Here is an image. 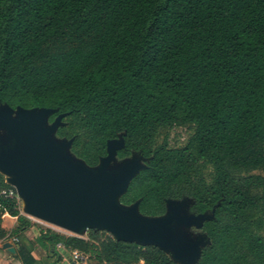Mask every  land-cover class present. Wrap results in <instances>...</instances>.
<instances>
[{
    "label": "trees",
    "instance_id": "16d2710c",
    "mask_svg": "<svg viewBox=\"0 0 264 264\" xmlns=\"http://www.w3.org/2000/svg\"><path fill=\"white\" fill-rule=\"evenodd\" d=\"M0 103L65 112L56 134L89 165L122 133L117 156L149 161L121 202L160 215L166 198L192 197L195 213L215 207L196 264H264V0H0ZM180 126L189 136L170 145ZM33 225L0 197V241L17 239L0 256L35 264L37 245L61 244L86 264H178L104 231L37 225L31 239Z\"/></svg>",
    "mask_w": 264,
    "mask_h": 264
},
{
    "label": "water",
    "instance_id": "95a60500",
    "mask_svg": "<svg viewBox=\"0 0 264 264\" xmlns=\"http://www.w3.org/2000/svg\"><path fill=\"white\" fill-rule=\"evenodd\" d=\"M56 111L0 103V173L16 189L23 213L77 236L104 231L119 241L156 246L178 264H196L210 237L192 229H202L215 207L195 213L190 209L193 198L183 196L166 198L162 214L145 215L140 199L124 204L120 197L149 157L132 151L119 158L124 138L118 133L106 141V154L98 163L89 165L72 153L73 137L56 134L66 115L49 120ZM2 248L15 252L10 240ZM51 264L76 262L62 251Z\"/></svg>",
    "mask_w": 264,
    "mask_h": 264
},
{
    "label": "rangeland",
    "instance_id": "374dc122",
    "mask_svg": "<svg viewBox=\"0 0 264 264\" xmlns=\"http://www.w3.org/2000/svg\"><path fill=\"white\" fill-rule=\"evenodd\" d=\"M188 136H189V130L186 127H182V126H180V127H173L171 129V131H170L169 143H170V145H173V146L181 145V144H183L186 141V139H187ZM8 216L10 217V215H8V214L5 213V217H8ZM12 218L15 219V217H12ZM30 219H31V221H32V223L34 225L32 227H30V229L27 232L29 238L30 237H35L34 236L35 233L38 235L37 225L44 226V227H48V226L51 227V224H48V223L43 222L41 220H38L36 218H30ZM12 221L13 220L10 219V220H8V223H11ZM2 222H3V220H2ZM7 227H10V226H7ZM5 228H6V226H5ZM6 229L7 230H10L11 228H6ZM59 229L63 233L71 234L70 232H68V231H66L64 229H61V228H59ZM192 230L195 233L196 232H199V231H204L203 229H197V228H193ZM84 235H86V233ZM9 239H10V241H12V238H9ZM9 239H7V240H9ZM7 240H5V241H7ZM0 242H1L0 243V246L2 247V243L4 241H0ZM56 247H58V246H56ZM44 253H46V252H44ZM5 255L7 256L8 254H5Z\"/></svg>",
    "mask_w": 264,
    "mask_h": 264
},
{
    "label": "crops",
    "instance_id": "0c3cea01",
    "mask_svg": "<svg viewBox=\"0 0 264 264\" xmlns=\"http://www.w3.org/2000/svg\"><path fill=\"white\" fill-rule=\"evenodd\" d=\"M8 217H5V214L3 215V217H2V220H3L2 225H3V227L6 226V228H11L12 229L16 225V218L13 219L12 218L13 216H10L9 218ZM10 219L13 220V221L11 223H8V220H10ZM7 226H10V227H7ZM34 236L36 237L37 234L35 233ZM30 238L32 239L34 237H30ZM56 246H58V247H56ZM56 246L49 245L47 247H43V246L37 245V247L35 249V252L37 254V261H36L35 264H50V263H52L55 260V258L62 251H66L61 244H57ZM44 252H46V253H44ZM67 253L71 256V253H69V252H67ZM0 264H11L9 256L8 255L7 256L6 255L0 256Z\"/></svg>",
    "mask_w": 264,
    "mask_h": 264
},
{
    "label": "built area",
    "instance_id": "2783aa9c",
    "mask_svg": "<svg viewBox=\"0 0 264 264\" xmlns=\"http://www.w3.org/2000/svg\"><path fill=\"white\" fill-rule=\"evenodd\" d=\"M0 197H5V198H13L14 197V198H17L19 200V202H20V212L22 214H24L23 211H22V207H21V200H20V198L17 195L16 189L12 185L8 184V186H6L4 188H1L0 189ZM27 217H29V216H27ZM29 218H32V217H29ZM51 228H53L55 230H58V231H61L58 227L53 226V225H51ZM107 234L110 235L109 233H107ZM16 241H17V239L15 237L12 238V243L13 244ZM71 258L76 262V264H86V256L83 255L82 253H80L77 250H74L71 253Z\"/></svg>",
    "mask_w": 264,
    "mask_h": 264
},
{
    "label": "flooded vegetation",
    "instance_id": "af4514ba",
    "mask_svg": "<svg viewBox=\"0 0 264 264\" xmlns=\"http://www.w3.org/2000/svg\"><path fill=\"white\" fill-rule=\"evenodd\" d=\"M106 154V153H105Z\"/></svg>",
    "mask_w": 264,
    "mask_h": 264
}]
</instances>
